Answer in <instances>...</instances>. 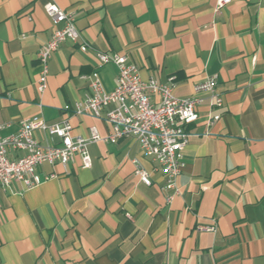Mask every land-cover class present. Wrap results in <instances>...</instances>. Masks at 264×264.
<instances>
[{"label": "crops", "instance_id": "obj_1", "mask_svg": "<svg viewBox=\"0 0 264 264\" xmlns=\"http://www.w3.org/2000/svg\"><path fill=\"white\" fill-rule=\"evenodd\" d=\"M217 2L0 0L3 137L35 116L68 120L74 136L90 138L94 127L109 137L104 118L64 112L92 94L83 76L98 71L106 91L116 88L118 67L101 65L97 53L126 56L143 81L175 77L179 99L216 76L224 103L211 107L206 97L197 108L171 202L166 177L134 137L91 142V168L80 157L67 168L43 164L38 187L0 191V264H264V0ZM49 5L76 16L90 50L63 43L40 93L37 54L55 30Z\"/></svg>", "mask_w": 264, "mask_h": 264}, {"label": "built area", "instance_id": "obj_2", "mask_svg": "<svg viewBox=\"0 0 264 264\" xmlns=\"http://www.w3.org/2000/svg\"><path fill=\"white\" fill-rule=\"evenodd\" d=\"M233 1L218 0L217 9ZM46 12L55 30L51 40L37 54L40 66L37 89L40 93L47 90L49 62L63 43L70 41L79 45L82 52L90 50V45L82 39L73 13L56 5L47 6ZM97 57L101 65L113 63L118 67L116 88L111 92L106 91L98 71L83 76L92 94L73 107L66 105L64 112L104 118L111 129L109 137L103 138L94 127L90 129V138L74 136L68 120L54 124L40 116L22 120L17 133L7 137L0 135V191H11L14 184H20L27 190L38 187L42 180L37 171L43 164H61L67 168L76 157H80L82 167L91 168L92 161L88 152L91 142L117 143L134 137L143 154L166 177V185L162 190L170 193L166 197L167 202H171L178 193L176 183L184 167V151L190 138L187 127L198 120L197 108L204 104L206 97L211 107L222 108L224 104L222 97L217 94L216 76L195 86L191 97L179 99L174 95L175 77L170 78L169 83H160L154 78L143 81L138 67L130 63L126 56L97 53ZM220 118V115L215 116L210 124ZM2 130L3 126H0V132ZM38 131L51 140L58 139L59 145H42L36 137ZM135 163L136 176L144 185L151 186L149 173L139 163Z\"/></svg>", "mask_w": 264, "mask_h": 264}]
</instances>
